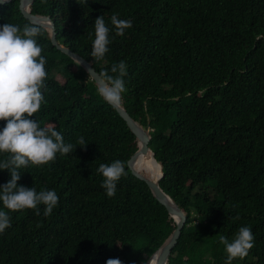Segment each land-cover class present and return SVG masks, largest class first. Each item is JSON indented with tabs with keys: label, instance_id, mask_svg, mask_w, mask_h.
I'll return each mask as SVG.
<instances>
[{
	"label": "trees",
	"instance_id": "1",
	"mask_svg": "<svg viewBox=\"0 0 264 264\" xmlns=\"http://www.w3.org/2000/svg\"><path fill=\"white\" fill-rule=\"evenodd\" d=\"M25 9L48 15L57 41L100 75H114L111 67L125 61L122 107L150 135L151 152L135 168L153 179L158 167L159 186L185 218L166 264H225L219 236L231 240L241 226L251 228L255 243L232 264H264V0H32ZM113 14L132 21L123 36L115 34ZM101 15L111 43L96 61L90 54ZM5 23L42 28L46 103L33 119L77 147L46 165L18 169V185L55 190L59 202L47 217L44 205L40 215L9 212L0 264L117 258L144 264L176 222L127 165L141 139L99 95L84 66L53 45L44 25L24 17L19 0L0 4V26ZM81 136L88 143L83 148ZM8 155L0 153V162ZM117 159L127 175L109 198L97 168ZM10 179L9 170H0V185ZM200 185L214 195L195 191ZM0 209L8 211L2 202Z\"/></svg>",
	"mask_w": 264,
	"mask_h": 264
},
{
	"label": "clouds",
	"instance_id": "2",
	"mask_svg": "<svg viewBox=\"0 0 264 264\" xmlns=\"http://www.w3.org/2000/svg\"><path fill=\"white\" fill-rule=\"evenodd\" d=\"M110 19L117 36H123L125 30L132 27L131 19H121L119 14H113ZM94 30L90 55L96 61H102L111 43L110 28L103 15L95 19ZM42 34V28L37 25L5 23L0 26V121L6 122L0 130V153L9 154L6 160L0 162V170H9L11 176L7 183L0 185V202L8 210L0 209V233L11 227L9 212L34 209L40 215L38 206L44 205L43 215L47 217L58 206L59 196L55 190L37 191L34 186L18 185L21 179L18 169L29 165H46L54 162L57 154L66 156L77 147L66 144L62 134L54 127H42L33 119V115L46 103L42 90L48 78L45 67L47 59L42 55L43 47L37 40ZM111 73L114 75H109L107 71L101 73L104 82L98 88V93L118 110L122 107L126 92L125 61L114 64ZM87 144L82 136L77 141L82 148ZM97 172L103 177L101 187L106 195L114 197L117 182L127 175L125 162L117 159L111 163H101ZM219 243L227 254L225 264H232L234 259H242L249 254L254 247L255 237L250 227L241 226L231 240L219 236ZM106 264H121V261L118 258L108 259Z\"/></svg>",
	"mask_w": 264,
	"mask_h": 264
},
{
	"label": "water",
	"instance_id": "3",
	"mask_svg": "<svg viewBox=\"0 0 264 264\" xmlns=\"http://www.w3.org/2000/svg\"><path fill=\"white\" fill-rule=\"evenodd\" d=\"M10 0H0V4H3ZM32 0H19V9L21 13L24 15L26 19L31 22L40 23L42 25H48L51 33V41L53 45L56 46L60 51L65 52L67 55L73 57L80 64L84 66V68L88 71L90 77L95 81L98 88L104 82L101 75L96 71V69L86 61L82 56L77 55L75 52L66 48L62 44H60L55 37V28L54 23L48 15L43 14H35L27 11L25 6ZM44 23V24H43ZM117 110V109H116ZM117 112L122 116V118L126 121L128 126L132 128L141 139L140 146L134 151V153L127 160V165L133 175L138 177L139 179L145 181L154 194V196L165 205L169 213L173 216L176 222L175 230L158 246V248L153 251L144 264H150V262L155 259L154 264H166L167 258L170 254L171 249L175 246L177 239L180 235L181 229L183 227L185 218L175 201H173L167 193L159 186L157 182V176L154 179H150L145 177L135 168V162L141 158L145 153L151 152V149L148 146L150 135L149 128H142L126 111L123 107L117 110Z\"/></svg>",
	"mask_w": 264,
	"mask_h": 264
},
{
	"label": "rangeland",
	"instance_id": "4",
	"mask_svg": "<svg viewBox=\"0 0 264 264\" xmlns=\"http://www.w3.org/2000/svg\"><path fill=\"white\" fill-rule=\"evenodd\" d=\"M44 26L46 27L45 29L47 30V32H48L49 34H51V33H50V29L48 28V25H44ZM210 182H211V181L208 182L209 185H211ZM199 188L204 189V191H206V192L209 194L210 197H212V196L214 195V193H213V188H212L211 186L202 187V186L200 185V186H197V187L195 188V191H196V190H199Z\"/></svg>",
	"mask_w": 264,
	"mask_h": 264
},
{
	"label": "bare ground",
	"instance_id": "5",
	"mask_svg": "<svg viewBox=\"0 0 264 264\" xmlns=\"http://www.w3.org/2000/svg\"><path fill=\"white\" fill-rule=\"evenodd\" d=\"M140 159V158H139ZM138 159V160H139ZM155 164V163H154ZM158 173H159V170H158V167H157V171H156V175H155V178H156V176L158 175ZM154 179V178H153ZM153 262H155V259H153L151 262H150V264H153Z\"/></svg>",
	"mask_w": 264,
	"mask_h": 264
}]
</instances>
